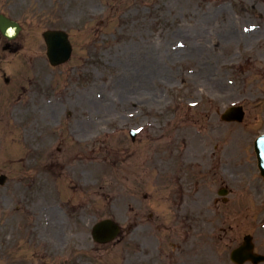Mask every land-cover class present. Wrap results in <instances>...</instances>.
Masks as SVG:
<instances>
[{
	"label": "rangeland",
	"instance_id": "1",
	"mask_svg": "<svg viewBox=\"0 0 264 264\" xmlns=\"http://www.w3.org/2000/svg\"><path fill=\"white\" fill-rule=\"evenodd\" d=\"M263 2L0 0V14L23 25L14 43L21 50L15 54L4 50L6 39L0 34V175L8 176L7 184L0 185V264H16V254L21 264H80L71 250H63L67 241L60 236L37 243L40 256L35 259L31 249L23 257L24 247L14 234L19 223L31 222L30 207L56 206L52 190L62 171L52 162L67 160L70 146L80 143L71 135L74 128L89 141L95 133L98 141L89 143L102 155L88 170L92 176L86 187H117V212L109 194L95 201L103 207L100 214L131 216V204L140 218L154 215L153 231L146 227V252H157L161 239H177L154 226L163 220L173 224L169 204L175 200L165 197L178 179L189 192L179 212L191 215L197 225L183 245L185 264H233L226 254L250 232L256 250L264 253V230L255 231L256 221L264 218V190L242 196L241 183L249 190L247 172L231 157L226 161L229 153L238 154L237 146L249 154V144L264 129ZM251 25L257 29L250 31ZM48 29L70 34L74 51L69 63L50 66L41 35ZM179 43L185 48H178ZM239 102L247 113L244 123H223L221 113ZM131 130L139 131L135 141ZM212 151L227 164L226 171L219 166L218 181L180 172L192 163L201 166L207 157L213 165ZM246 158L241 160L247 163ZM150 188L157 193L147 199ZM224 189L233 192L231 202H240L233 205L246 208L241 226L227 222V204L217 193ZM58 215L52 211L54 218ZM40 217L44 228L54 220ZM51 230L55 235L53 225Z\"/></svg>",
	"mask_w": 264,
	"mask_h": 264
},
{
	"label": "water",
	"instance_id": "2",
	"mask_svg": "<svg viewBox=\"0 0 264 264\" xmlns=\"http://www.w3.org/2000/svg\"><path fill=\"white\" fill-rule=\"evenodd\" d=\"M0 29L4 34L9 35V37L15 36L19 32V28L14 21L1 16L0 17ZM9 32L13 34L10 35ZM47 45L49 47L48 55L53 64L63 62L70 57L71 46L68 44L67 36L62 32L48 31L45 34ZM261 149H264V143L261 145Z\"/></svg>",
	"mask_w": 264,
	"mask_h": 264
},
{
	"label": "flooded vegetation",
	"instance_id": "3",
	"mask_svg": "<svg viewBox=\"0 0 264 264\" xmlns=\"http://www.w3.org/2000/svg\"><path fill=\"white\" fill-rule=\"evenodd\" d=\"M69 206H73L75 208V205H69ZM79 207H84L85 208V205L84 204H79ZM32 235H33V231L31 232ZM79 235H83V233L80 231V230H77L73 233V236H78V238L75 240V247L77 250L73 251L75 255H79L78 258L81 259V264H94L90 257H89V253L86 254V253H82L81 251H78L80 249V239H79ZM81 254V255H80ZM89 257V258H88ZM146 258V251H143V260H145ZM129 262V261H128ZM130 263V262H129ZM69 264H74L73 262H69ZM143 264H146V263H143Z\"/></svg>",
	"mask_w": 264,
	"mask_h": 264
}]
</instances>
